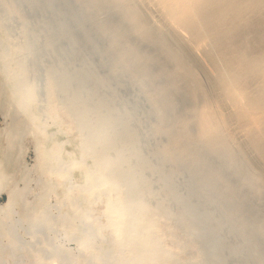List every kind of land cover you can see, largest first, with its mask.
<instances>
[{
    "label": "rangeland",
    "instance_id": "obj_1",
    "mask_svg": "<svg viewBox=\"0 0 264 264\" xmlns=\"http://www.w3.org/2000/svg\"><path fill=\"white\" fill-rule=\"evenodd\" d=\"M168 12L162 0H0V264H264L260 111L237 118L210 39ZM133 13L192 60L166 102L159 66L127 52L157 46L115 37ZM251 83L254 97L264 78ZM207 116L219 133L204 136ZM222 142L254 191L246 218L214 161L206 173L201 152Z\"/></svg>",
    "mask_w": 264,
    "mask_h": 264
},
{
    "label": "bare ground",
    "instance_id": "obj_2",
    "mask_svg": "<svg viewBox=\"0 0 264 264\" xmlns=\"http://www.w3.org/2000/svg\"><path fill=\"white\" fill-rule=\"evenodd\" d=\"M162 2L169 10L168 13L171 12L172 22L176 24L186 22L189 30L194 34L210 39L211 47L208 55L217 65L219 74L215 88L221 91L225 99L239 103L237 118L246 120L250 116L248 110L251 108L260 111L259 115L256 114L257 118L252 121L257 123L258 127L253 123L257 128L253 125L255 129L253 128L250 134L255 151L264 158V84H261L258 95L250 97L247 94L253 79L264 78V0H162ZM144 24V18L133 13L127 19L126 26H118L114 34L116 38L123 39L127 34L134 33L157 46L158 51L153 53H141L135 48H129L127 52L132 62L140 64L155 62L159 66L161 76L166 83L160 91V98L162 102H166L178 89L183 71L191 73L192 60L186 52L171 49L165 38L152 34L147 30L149 27L145 28ZM247 33L253 36L247 38ZM218 101L222 102V97ZM202 130L204 136H210L219 133L220 129L214 117L207 116L202 122ZM208 153L212 158H209L208 165L205 166L206 173L209 172L208 168L214 161L218 169L227 176V181L234 184L233 188L224 191L229 209L237 212L240 218H246L245 214L250 208L247 203L248 196L254 191L244 189V185H238L245 176L241 179L234 177V171L239 172V169L232 168L235 162L233 153L225 142L206 148L201 152V156ZM226 170H230L229 173ZM213 179L212 181H217L214 174ZM198 212L205 216L198 229L215 238L209 232L206 211L200 208ZM212 246L214 249L218 248L219 240L214 241ZM219 264H225V261L220 259Z\"/></svg>",
    "mask_w": 264,
    "mask_h": 264
}]
</instances>
